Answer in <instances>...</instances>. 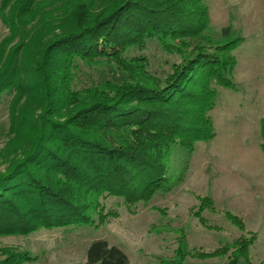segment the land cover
<instances>
[{
    "label": "trees",
    "instance_id": "obj_1",
    "mask_svg": "<svg viewBox=\"0 0 264 264\" xmlns=\"http://www.w3.org/2000/svg\"><path fill=\"white\" fill-rule=\"evenodd\" d=\"M61 1L66 23L36 50L25 79L18 64L24 40L8 49L0 46V100L15 90L11 118L18 119L17 133L27 140L21 156L0 171V237L97 227L117 215L103 204L108 196L131 208L170 191L171 149L179 145L191 153L198 142L213 139L210 113L217 87L236 89L234 50L243 37L227 25L213 39L205 0ZM56 2L3 0L2 8H10L20 27ZM153 38L180 59L163 75L149 69L146 56L130 55ZM78 60L111 63L117 75L81 85ZM23 94H36V105L16 112ZM259 132L264 153V117ZM200 201L201 208L211 205L208 197ZM227 217L242 227L236 215L227 212ZM253 241L239 237L205 256L228 254L225 264H251ZM1 250L0 264L30 259L28 252ZM189 253L182 238L163 264H183ZM84 264L131 263L122 248L99 238L88 245Z\"/></svg>",
    "mask_w": 264,
    "mask_h": 264
},
{
    "label": "rangeland",
    "instance_id": "obj_2",
    "mask_svg": "<svg viewBox=\"0 0 264 264\" xmlns=\"http://www.w3.org/2000/svg\"><path fill=\"white\" fill-rule=\"evenodd\" d=\"M40 1L57 2L51 8L42 6L35 19L18 27L11 20L10 8H2L0 0V46L8 49L24 40L18 59L23 79L36 50L66 23L61 0ZM205 1L210 16L208 33L213 39L218 40L221 28L227 25L243 37L234 50L237 64L231 79L236 89L217 87L210 113L214 138L198 142L191 153L179 145L171 149L167 176L175 184L170 191L131 208L121 198L108 196L103 204L117 215L97 227L42 228L29 235L2 236L0 259L5 257L1 249L8 247L29 253L30 259L23 264H84L88 245L103 238L122 248L131 264H163L174 257L184 238L190 253L183 264H225L228 254H205L222 251L223 245L236 238L253 236L250 262L264 264V153L259 132L264 117V0ZM130 55L146 56L149 69L162 75L180 60L162 50L155 38L148 39L144 48L132 49ZM112 65L78 60V83L88 85L116 76ZM14 97L12 90L0 100V171L27 144L17 133L21 131L18 119L11 118ZM35 97L23 94L16 112L35 107ZM202 197H208L211 205L201 208ZM227 212L241 219L242 227Z\"/></svg>",
    "mask_w": 264,
    "mask_h": 264
}]
</instances>
